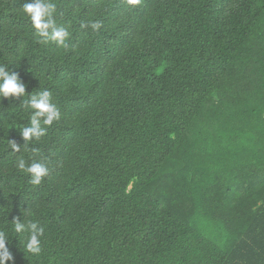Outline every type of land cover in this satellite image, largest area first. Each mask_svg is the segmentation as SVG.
Listing matches in <instances>:
<instances>
[{"label":"trees","instance_id":"obj_1","mask_svg":"<svg viewBox=\"0 0 264 264\" xmlns=\"http://www.w3.org/2000/svg\"><path fill=\"white\" fill-rule=\"evenodd\" d=\"M28 2L0 0V65L61 119L23 147L30 110L0 97L7 264H264V0H52L67 48ZM21 157L49 163L40 185Z\"/></svg>","mask_w":264,"mask_h":264},{"label":"clouds","instance_id":"obj_2","mask_svg":"<svg viewBox=\"0 0 264 264\" xmlns=\"http://www.w3.org/2000/svg\"><path fill=\"white\" fill-rule=\"evenodd\" d=\"M129 5H137L140 0H127ZM57 5L52 0H32V2L23 5V12L31 21L32 27L36 30L39 42L47 44L49 41L55 42L59 46L67 48V39L70 37L69 31L57 24L55 13ZM82 27H90L93 31H99L102 27V21L89 20ZM26 84L15 72H10L8 66L0 65V97H12L23 99L20 101L23 108L30 110L29 124L19 127L21 136L25 145L33 139L39 141L47 135L48 127L55 121L61 119V109L53 101L51 91L45 89L40 92L31 93L28 99H24ZM10 148L15 152H21V145L15 139H9ZM16 167L23 173L30 175V183L40 185L43 179L49 175L51 168L45 160L33 159L28 163L24 158H18ZM13 230L19 234L26 232L27 239L24 242V248L28 253L39 255L42 252V237L44 236V227L38 221H21L20 217L12 220ZM10 235L5 230H0V264H7L8 261L14 262V255L9 249Z\"/></svg>","mask_w":264,"mask_h":264}]
</instances>
